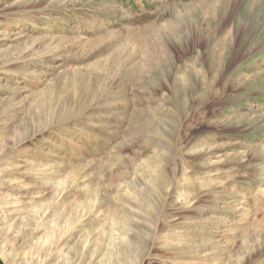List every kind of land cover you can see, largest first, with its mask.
<instances>
[{"label": "rangeland", "instance_id": "374dc122", "mask_svg": "<svg viewBox=\"0 0 264 264\" xmlns=\"http://www.w3.org/2000/svg\"><path fill=\"white\" fill-rule=\"evenodd\" d=\"M0 260L264 264V0H0Z\"/></svg>", "mask_w": 264, "mask_h": 264}, {"label": "built area", "instance_id": "2783aa9c", "mask_svg": "<svg viewBox=\"0 0 264 264\" xmlns=\"http://www.w3.org/2000/svg\"><path fill=\"white\" fill-rule=\"evenodd\" d=\"M0 264H6L4 261L0 260Z\"/></svg>", "mask_w": 264, "mask_h": 264}]
</instances>
